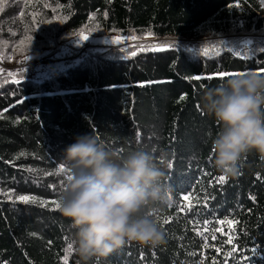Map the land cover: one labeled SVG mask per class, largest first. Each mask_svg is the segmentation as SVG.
Segmentation results:
<instances>
[{
  "label": "trees",
  "instance_id": "obj_1",
  "mask_svg": "<svg viewBox=\"0 0 264 264\" xmlns=\"http://www.w3.org/2000/svg\"><path fill=\"white\" fill-rule=\"evenodd\" d=\"M86 41L104 47L42 82L28 68L0 74V264H82L50 202L67 179L64 150L91 133L121 156L165 155L174 203L153 212L163 244L126 243L88 264H264V160L246 153L218 182L220 125L200 102L238 76L221 73L264 75V0H0L5 64L74 55Z\"/></svg>",
  "mask_w": 264,
  "mask_h": 264
},
{
  "label": "clouds",
  "instance_id": "obj_2",
  "mask_svg": "<svg viewBox=\"0 0 264 264\" xmlns=\"http://www.w3.org/2000/svg\"><path fill=\"white\" fill-rule=\"evenodd\" d=\"M200 102L219 123L211 141L213 166L224 176L255 151L264 160V75L249 73L206 88ZM150 152L121 156L98 136H77L64 150L67 179L59 194L60 213L75 229L74 251L82 264L105 258L126 243L158 246L165 234L154 218L174 203L162 182L163 165Z\"/></svg>",
  "mask_w": 264,
  "mask_h": 264
},
{
  "label": "built area",
  "instance_id": "obj_3",
  "mask_svg": "<svg viewBox=\"0 0 264 264\" xmlns=\"http://www.w3.org/2000/svg\"><path fill=\"white\" fill-rule=\"evenodd\" d=\"M80 42V40L76 41ZM81 49L74 55L62 56V57H54V58H42L39 56L38 61H32L28 59L26 61H20L16 64H5L0 60V74H13L14 72L23 71L25 68H28L29 73L25 77L26 80H33L37 82L44 81L45 71L49 68H56L58 66L68 67L72 65L74 62L82 59L85 55V51L87 49L93 47H104V45L100 44H92L89 41L81 42ZM75 45H77L75 43ZM37 66V67H36ZM35 67V68H34ZM38 67H42L39 69Z\"/></svg>",
  "mask_w": 264,
  "mask_h": 264
},
{
  "label": "snow or ice",
  "instance_id": "obj_4",
  "mask_svg": "<svg viewBox=\"0 0 264 264\" xmlns=\"http://www.w3.org/2000/svg\"><path fill=\"white\" fill-rule=\"evenodd\" d=\"M81 38L83 40H88V36H86V35H81ZM116 43H119V41H116ZM220 75H221V77H224V76H227V75H240V74L221 73ZM197 79H199V77H197ZM181 99H183V97H181ZM60 171L61 172L64 171V167L63 166H61ZM225 180H226V177L225 176H221V177H219V181L218 182L223 183V182H225ZM18 199L21 200V201H23V202H25V203H27L32 198L31 197H28V196H20V197H18ZM183 199H184V201H190L191 200V197L188 196V195H185L183 197ZM50 203H52L55 206L56 209H59L60 208L59 201H51ZM188 206L190 207L191 205L189 204ZM164 222L167 223V221H164ZM221 223H223V221H221ZM71 250H72L71 245H69V251H71ZM65 264H67V260H65Z\"/></svg>",
  "mask_w": 264,
  "mask_h": 264
},
{
  "label": "rangeland",
  "instance_id": "obj_5",
  "mask_svg": "<svg viewBox=\"0 0 264 264\" xmlns=\"http://www.w3.org/2000/svg\"><path fill=\"white\" fill-rule=\"evenodd\" d=\"M38 58H39V55L38 54H32L31 56H29L28 58H26V59H24L22 61H26L28 59H31L32 61H38Z\"/></svg>",
  "mask_w": 264,
  "mask_h": 264
}]
</instances>
